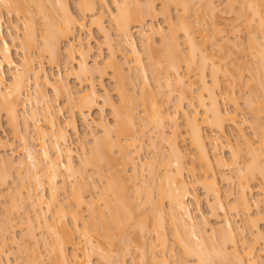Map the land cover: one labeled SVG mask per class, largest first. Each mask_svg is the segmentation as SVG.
Wrapping results in <instances>:
<instances>
[{
    "label": "bare ground",
    "instance_id": "bare-ground-1",
    "mask_svg": "<svg viewBox=\"0 0 264 264\" xmlns=\"http://www.w3.org/2000/svg\"><path fill=\"white\" fill-rule=\"evenodd\" d=\"M191 1L193 0H160V7L157 8L154 6V0L143 2L112 0L114 9L109 10V23L114 28V34L123 37L129 55L122 52V56L127 60H116L115 48L113 45L110 46L108 58L101 67L104 70L110 69V75L115 81L114 89L118 95V102L115 103L109 96L104 98V105L110 107L113 115V123L109 124L101 119L95 122L101 133L91 137L92 143L88 145L87 155L78 154V159L76 158L78 164H75L68 136L69 129L77 131L73 114L70 115L72 119L69 117L67 120L68 123L59 122L56 118L57 108L51 105L53 102H49L47 95L40 89L39 82L50 86L51 90L53 88L56 95L63 92L69 101L73 89L61 77L52 76L42 62L35 64V56L31 54V49L37 43L36 30L40 27L38 29V20L31 12L36 10L38 13L35 11L34 15L43 18L40 23L41 35L37 33L41 36V42L38 48L35 47L39 54L43 56L46 53L48 63H52L54 61L51 60L56 61L61 54L60 41L67 40L64 49L69 58L75 53L80 57L74 62L76 68L74 67L73 72L77 75L76 78L87 77L95 71L99 73L104 70L96 66V59L93 60L94 65H91L86 61L87 57H83L89 49L76 35V31L85 28V17L88 15L91 17L90 25L93 24L97 30L103 32L105 39H108L106 41L110 43L112 38L109 30L107 31L108 28L103 24L104 11L101 8L107 7V0H77L75 3L77 12L71 9L67 0H0V7L9 9L15 5L19 9H16L18 12L25 14V16L22 14L24 27L20 33L21 40L17 41L19 48L22 49L21 61L17 63L11 56L10 42L3 36L0 10V112L5 114L3 115L7 124L14 129L13 133L16 132L15 138L19 140L17 151H20V155L23 153V157L17 158L14 162L1 156L0 186L5 185L6 179L10 178L8 175L12 176L9 170L12 171L11 169L17 166L15 170H18L19 176L17 177L15 173L12 183H20L22 178L29 177L27 181L32 180L31 183L35 184L34 188L29 186L30 182V184L26 182L27 185L24 187V184H21V187L18 184V187L13 185L18 189L16 194L7 192L10 197L7 193L2 192L4 196L0 192V198L3 196L4 201L8 199L4 206L10 201L7 205L12 208L4 207L7 208V210L3 208L7 211L6 214L16 209L17 203L21 206V201L27 203V208L28 203L30 205L26 211L23 209L25 213L22 215V211L20 218L17 215L20 209L15 213L16 218L23 219L20 221L24 230V233L22 230L20 234L22 243L16 245L15 235L7 233L8 228L12 230L15 227L11 223L17 222L18 225V221H12L10 219L12 217L9 216L0 220L1 255L7 257V253L10 252L4 250L7 244L16 246L21 244L17 251H20L19 254L23 252L28 261L32 259V264H38L40 260L45 262L42 259L44 257L51 260L45 264H125L124 257L128 254L129 264H260V261L258 262V257L261 258L258 253L260 249L255 246V242L257 244V241L261 240L264 243V232L257 225L258 220L264 221V212L262 215L259 214L260 217L253 215L256 213L253 211L256 208L253 205L264 202V0H222L225 3V9L222 7V10L217 7L215 0H194L197 1L196 6L199 3L197 8L191 6L190 3L194 4ZM235 2H238L237 7L234 6ZM170 4L179 7L180 12L177 10L178 14L175 16L177 20L170 15ZM200 6L207 14V19L212 21V24L209 23L213 25L210 30L206 27L208 25L204 24L207 21L204 23L201 21L202 16L206 14L197 16ZM226 8L232 13L230 18L232 21L242 18L241 23L249 29L247 44L256 57L253 64L247 63L251 65L249 69L241 62L244 59L235 57L234 49L232 53L230 47L236 43L231 44L228 36H217L223 32L220 26L223 20L221 11ZM202 11H199L200 15ZM159 12L164 15V21L167 23L165 29L162 26L148 25L147 21L143 23L145 16L154 17V14ZM134 23L137 27L133 26ZM195 24L200 26L193 28ZM132 27L137 30L142 52L143 50L146 52L145 62L141 51L136 47ZM155 35L159 36L157 44L153 39ZM70 38L75 40H69ZM226 45H229L230 49H227ZM225 47L233 54V57L227 59L230 66H227L229 64H226L227 60L224 57L227 52L224 54L221 50ZM212 50H215V53ZM228 56L230 57V54ZM122 62L128 65L127 69L123 68ZM2 64L10 68L8 81L3 77ZM243 66L249 72L245 71L248 76L246 79L242 78ZM181 67L184 68L183 71ZM148 69L151 72L148 73L152 83L147 79ZM219 74L222 75L223 82L224 80L227 82L222 85L223 91L222 87L219 89L222 83H219ZM137 80L140 86L137 85ZM32 81L35 87H39L30 93L29 85ZM129 84L134 88L136 85L140 87H138L140 99L136 94H132L134 88L128 89ZM244 84L243 87H248L244 88L246 103L252 111L250 127L253 129V135L257 133L260 135H257L259 137L257 141L247 136L237 120L239 105L234 95V87H241ZM254 90L257 93L261 92L257 96ZM80 93L73 97L74 100L77 99L75 102L73 99L71 101L75 103L73 108H77V112L82 115L85 110L88 113L95 107L98 98L92 83H89V89L81 90ZM137 98L140 100L138 104L142 110L139 117L135 116ZM184 100L191 107L190 110L182 105ZM228 102L233 104L231 109L223 106ZM179 119L182 121L179 122ZM180 123L183 125L182 129ZM231 124L236 128L235 142L226 136L225 127ZM2 125L0 119V129ZM220 136L225 138L221 141L218 139ZM145 137L148 140V147H152L153 150L151 151L153 155L146 158L148 159L146 161L138 157L146 143ZM162 142L165 144L163 148L160 145ZM6 145H10L8 139L0 134V147ZM224 148H227L229 153L226 158L222 155ZM87 165L92 167L93 170L90 169L95 172L98 179L96 180L101 181L100 184L93 176L90 181L84 172ZM144 173L148 174L149 181L146 180L147 176L143 177ZM21 174L23 175L20 176ZM233 176L236 186L234 192L231 188L225 187L221 190L219 182L224 181L227 185ZM15 177L20 178V182L14 181ZM196 183H200L206 197H210L207 198V207L208 214L216 220L214 225L209 226L207 220H204L201 227L200 223L194 220L192 204L199 209V199L194 192ZM45 185L48 186L47 194H43L44 190L41 191ZM153 187L156 188L155 193ZM38 188L40 191L36 192ZM90 188L93 191L91 193L86 191L87 189L91 191ZM254 188L259 194L258 197H253L255 199L252 198ZM20 190L25 194L19 192ZM60 190L63 191L62 195L66 196L65 200L63 197L62 199L67 201V204L61 202ZM84 190L90 193L87 199ZM129 191L134 193L130 194ZM232 193L235 194L234 197L231 196ZM223 196L233 197L232 201L230 199L231 202L225 205L221 199ZM82 205L86 208L83 209L86 210L88 219L81 216ZM22 206L25 205L22 203ZM133 206L137 211L142 210L136 212V217ZM231 211L243 217L242 226L233 224L227 215ZM140 213L143 216L141 218L138 215ZM164 214L168 215L167 223L172 227L170 233L172 241L167 234ZM66 217L71 221L66 220ZM129 228L132 230V236ZM37 229L45 230L50 237L49 240L46 237L40 238L46 254L48 253L44 257H41L38 250L39 236L35 234ZM5 232L10 235H5ZM147 232L153 236L148 244ZM121 233L125 234L119 236ZM121 241L126 243L125 246L122 244L126 251L125 256V251L120 253V249H116ZM173 242L177 245L176 250ZM146 245L149 246L148 249ZM68 247L71 248L70 252ZM129 248L136 250L137 254L130 255ZM92 255L96 256L95 262L90 260ZM174 256L178 258L174 259ZM187 257H192L193 261L184 260ZM42 261L40 264H44Z\"/></svg>",
    "mask_w": 264,
    "mask_h": 264
},
{
    "label": "rangeland",
    "instance_id": "rangeland-1",
    "mask_svg": "<svg viewBox=\"0 0 264 264\" xmlns=\"http://www.w3.org/2000/svg\"><path fill=\"white\" fill-rule=\"evenodd\" d=\"M68 1V3H69V6L71 7V9L74 11V12H77V10H76V6H75V3H76V1L77 0H67ZM144 0H140V2H143ZM223 1H225V0H223ZM112 0H107V4H106V6L107 7H104V6H102L101 8L103 9V11H104V16H103V18H102V21H103V24L105 25V27L106 28H108L107 29V31L109 32V35H111L110 36V38H112L111 40V42L110 43H108V41H106V39H105V36H104V33L102 32H100V30H97L96 29V26H94L93 24L92 25H90V22H89V20H90V16H86L85 17V21H86V24H85V28L83 29H81V30H77L76 31V35L81 39V40H83L82 42H84V44L88 47V51H87V53L85 54L84 53V55H86V56H84L83 55V57L85 58V57H87V58H85L86 59V61L89 63V64H91V65H94L93 63H94V61L93 60H95L96 59V66H98V68H99V66L101 67V66H103V64H104V62L106 61L105 59H107L108 58V53H109V49H110V46L112 47V45H113V48H115V59L116 60H121V61H126L127 60V58L125 59V57L124 56H122V52H124V54H128L129 55V53L127 52V48H126V46H125V43H124V40H123V37L121 36H119V37H117V35L116 34H114V28L110 25V23H109V10H112V9H114L113 8V5H112ZM154 6L155 7H157V8H159L160 7V4H161V2H160V0H154ZM191 2H193L194 4L192 5V3H190L191 4V6L194 8V7H199V3H198V5L196 6L195 4H197L194 0L193 1H191ZM29 4V3H28ZM215 4H217V7L219 6V8L221 9L222 7H224L225 6V3L224 2H222V0H215ZM99 5V4H98ZM227 5V4H226ZM236 5V6H235ZM237 5H238V2H235L234 3V6L235 7H237ZM12 7H14V9L12 8ZM11 8H9V9H7L8 7H0V10H1V14H2V19H3V28H2V32H3V36L8 40V42H10V44H11V56H12V58L14 59V61L15 62H17V63H19V61H21L20 60V58H21V48H19V45H18V40H19V42H20V40H21V36H20V33L22 32V27H24V24H22L23 22H24V17L22 16V14H21V12H18L16 9H18V7L16 6L15 7V5L14 6H12ZM170 7L171 8H169V10H170V15L172 16V18H174L175 20H177L176 18H175V16H177V14H176V11L177 10H179V7H174V5H171L170 4ZM50 8V7H49ZM156 8V9H157ZM178 8V9H177ZM201 6H200V9H199V11H202L203 10V8H202V10H201ZM224 9H225V7H224ZM19 10V9H18ZM50 11H51V9H49ZM198 10V9H197ZM222 10V9H221ZM227 10V11H226ZM226 10H224L223 12L221 11V14H222V22L220 23V26L223 28L222 30H223V32L220 34H218L217 36L219 37H221V36H228L230 39V43L232 44V43H236L234 46H232V47H235V48H232V47H230L229 45H226V47H227V49H230L231 48V51H232V53L234 52L232 49H234L235 50V52H236V55H235V53H234V55H235V57H239L240 59L242 58V59H244V61L242 60L241 62H243L244 64H246L245 65V67H247V69H249V67L251 66V65H249V64H247V63H250V64H253L254 63V60H255V56L253 55V52H252V50H250L249 48H248V44H247V38H248V28L243 24V23H241V21L243 22V20H242V18L240 19V20H237V19H234L233 21L230 19L231 18V16H232V13H230V12H228L229 11V9L228 8H226ZM21 11V10H20ZM36 11V10H35ZM35 11H32L31 13H34L35 14ZM54 11H56V13L55 14H57V10L55 9ZM59 11V10H58ZM199 11H198V14H199ZM179 12H180V10H179ZM26 14H27V12H25ZM30 13V12H29ZM30 13V14H31ZM36 13H38L37 11H36ZM203 13V14H202ZM202 13H201V15L199 14H197V11H196V14H197V16L198 17H200V16H202V15H204V14H206L205 13V11H202ZM32 15V16H34L38 21H37V24L39 23V25L37 26L38 27V29H39V27H40V29L39 30H36V31H38V32H36V35H37V37L35 38V40H36V42L37 43H35V46L34 47H32V49H31V54L33 55V56H35L34 58H35V64H37L38 62H42L43 63V66H44V68L52 75V76H59V77H61L64 81H66V82H68L71 86H72V89H73V94H72V98L70 99V101L73 99L74 100V96H76L77 94H78V92L80 93L81 92V90H84V89H89V83H92L93 85H94V87H95V90L97 91V104H95L94 106L95 107H92L91 109H90V111H88V113H87V110H85L84 111V114H82L81 115V113L79 112H77V108H73V107H75V106H73V105H75V103L73 104V102H75V100H77V99H75L73 102L71 101V103H70V101H69V99H67V97L63 94V92H61V94H58V95H56L55 93H56V91H55V93H53L54 92V89L52 88V90H51V88H50V86L48 87L47 85H43V83L40 81L39 82V86L41 87L40 89L42 90V92L45 94V95H47V98H49L48 100H49V102L50 101H52L51 103V105H54V107L55 108H57V110H55L56 112H57V114H56V118H57V120L59 121V122H64V123H66L67 122V120L69 119V117H70V119H72V117H74V121H75V124L77 125L76 126V129H77V131L76 132H74V131H70L71 129H67L68 130V136H69V142H70V146L72 147V149H73V160H74V162H75V164H78L77 162H78V158H77V155L79 154L80 155V153H83L84 155H87V152H88V149H89V147H88V145H91L90 143H92V142H90V141H92L91 140V137H93L94 136V134L96 135H98V134H100L101 133V131L99 130V128L98 127H96L95 126V122H97V121H99L100 119L101 120H104V121H107L108 123L110 122L111 124L113 123V115H112V113H111V110H110V107L107 105V104H105L104 105V98L106 97V96H109V97H111V99L113 100V101H115V103H117L118 101H117V99H118V95L116 94V91H115V89H114V85H115V81H114V79L112 78V75H110L111 74V71H109L110 69H106L105 68V70L103 69V67H101L103 70H104V72L102 71H100L99 73L98 72H94V74L92 73V75L91 76H85V77H83V76H81V77H77L76 78V74L73 72L74 70L73 69H75L76 67H75V64L76 63H74V62H76V59L78 60V58L80 59V57H79V55L77 54V53H75V54H73V55H71V57L72 58H69V55L67 54V52H65V46L67 45V43H68V41L67 40H62V41H60V47H61V54L58 56V58L56 59V61L55 60H51V61H54V62H52V63H48L49 61H48V58H47V55H46V53L45 54H43V56H41L40 54H39V50L38 49H36V48H38V46L40 45L39 44V42H41V40H40V38H41V34H40V30L42 29V27L40 26L41 24V20L43 19L41 16H39V15ZM24 16H25V14H23ZM55 16V15H54ZM57 16V15H56ZM147 16H149V17H147ZM147 16H145L144 17V19H143V23H145L146 21H147V24L149 25V24H153V25H157V26H162L164 29L166 28V22L164 21L165 19L163 18V14H161V12H159V13H156V14H154V17H153V15L152 16H150V15H147ZM205 16V17H204ZM204 16H202V20L201 21H203L202 23H204V22H206V23H204V24H206V25H208V26H206V27H208L207 29L208 30H210L211 28L210 27H212L213 25H211L212 23V21L210 22V19L208 18L207 19V14L206 15H204ZM26 17H28V16H26ZM33 17V18H34ZM40 17V18H39ZM147 17V18H146ZM34 18V19H35ZM206 20H205V19ZM35 19V20H36ZM191 19V21H193L194 19H193V17H191L190 18ZM193 19V20H192ZM239 19V18H238ZM174 20V21H175ZM221 20H219V22L221 21ZM236 20V21H235ZM209 23H211L210 25H209ZM197 24H195V25H193V28H194V26H195V28H197V27H199L200 25H197ZM233 25H235V27L233 26ZM244 25V26H243ZM133 26H136V24L134 23L133 24ZM137 27V26H136ZM133 28H134V30H133ZM247 28V29H246ZM207 30V31H208ZM131 31H132V33H133V36L135 37V39H136V47H137V49L138 50H140L141 51V53L143 54H141V56H142V58H143V61H144V58H145V60L147 59L146 57V52L143 50V52H142V45H140L141 43L139 42L140 40L138 39V34H137V30L135 29V27H132L131 28ZM37 33H39V34H37ZM196 33V32H195ZM103 34V35H102ZM16 35V36H15ZM18 36H20L19 38H17ZM16 37V38H15ZM159 36H157V35H155L154 37H153V39H154V42H156V44L157 43H159ZM72 39H74V38H70L69 40H72ZM114 39V40H113ZM180 39H181V37H180ZM263 39H264V27H263ZM75 40V39H74ZM108 40V39H107ZM112 43V44H111ZM108 44V45H107ZM111 44V45H110ZM244 45V46H243ZM109 48H108V47ZM230 48H229V47ZM36 47V48H35ZM63 47V48H62ZM216 47V46H215ZM226 47H225V49H221V50H223L222 51V53H224L225 54V52H227L226 54H230V57L228 56V55H226L225 54V56L224 57H226V60L227 59H230L231 57H233V54L231 53V52H229V50L227 51V49H226ZM245 47V48H244ZM34 48V49H33ZM214 48V46H212V49ZM245 49V50H244ZM216 50V49H215ZM215 50L213 51L214 53H215ZM217 50H219V49H217ZM63 51V52H62ZM139 51V52H140ZM244 51V52H243ZM239 52V53H238ZM218 53V52H217ZM216 53V54H217ZM222 53H218V54H222ZM240 54V55H238V54ZM39 54V55H38ZM126 54V55H127ZM144 54H145V56H144ZM217 54V55H218ZM231 54H232V56H231ZM68 55V56H67ZM127 55V56H128ZM75 56V57H74ZM228 56V57H227ZM224 57H223V59H224ZM93 61V62H92ZM224 61V60H223ZM145 62V61H144ZM226 62V61H225ZM246 62V63H245ZM125 63V62H124ZM122 64H123V62H122ZM127 64H128V61H127ZM130 64H131V62H130ZM226 64H229L228 63V60H227V62H226ZM243 64V65H244ZM227 66H230V64L229 65H227ZM75 67V68H74ZM126 68L127 69V67H128V65H124L123 64V68ZM244 66H243V70H244V74L242 75V78L243 79H246L248 76H247V74H245V71H247V69L245 68ZM100 68V69H101ZM124 68V69H125ZM183 67H181V71H183ZM246 69V70H245ZM1 70H2V72H3V77H4V79H5V81L7 80L8 81V79H9V73L11 72L10 71V68L6 65V64H2V67H1ZM149 70V69H148ZM147 70V76H148V80L152 83V81H151V76H149L150 74H151V72H150V70L148 71ZM126 71V70H125ZM128 71V70H127ZM150 74H149V73ZM248 72V71H247ZM246 72V73H247ZM105 73V74H104ZM249 73V72H248ZM220 75L221 74H219L218 76H219V80H220V82L219 83H221V86H220V88L219 89H221V87H222V91L224 90V88H223V86L222 85H225V83L227 84V82H225V80H224V82H223V78H222V75H221V77H220ZM246 76V77H245ZM83 77V78H82ZM209 76H207L206 78H207V80L209 79L208 78ZM245 77V78H244ZM150 78V79H149ZM222 78V79H221ZM33 80V79H32ZM80 80V81H79ZM138 82H137V85H139L140 86V83H139V80H137ZM209 81V80H208ZM244 81V80H243ZM41 83V84H40ZM139 83V84H138ZM224 83V84H223ZM137 85H136V87L134 88L133 86H132V84H129L128 86V89H130L131 90V88H134V89H132L133 91V95H135L136 94V96L139 98V88L137 87ZM38 86V87H39ZM130 86H132V87H130ZM238 86V85H237ZM240 86V85H239ZM243 86H245V84L244 85H242L241 87H234L235 89H234V95L236 96V98H237V101H238V105H239V108H238V112H237V120L239 121V123H240V125L244 128V130H245V133L247 134V136H249L251 139H253V141H257V138H259L257 135H259L258 133L257 134H255V135H253V133H252V127H250V122H251V114H252V111H251V108H250V106L246 103V88H248V87H243ZM29 92L30 93H32L33 91L32 90H34V88L37 90V86L35 87V84H33V81H32V84L31 85H29ZM137 88V89H136ZM245 88V89H244ZM129 90V91H130ZM138 90V91H137ZM194 90H195V86L193 87V92H194ZM220 90V91H221ZM248 90V89H247ZM32 91V92H31ZM58 91V90H57ZM249 91V90H248ZM247 91V92H248ZM255 91V90H254ZM131 92V91H130ZM192 92V94H194ZM256 93V95L258 96L259 95V92H261V91H259L258 93H257V91H255ZM57 93H59V92H57ZM83 93V92H82ZM138 93V94H137ZM55 94V95H54ZM81 94V93H80ZM248 95H249V92L247 93ZM251 94H253L254 95V93H251ZM252 95V96H253ZM135 96V97H136ZM256 96V97H257ZM248 97V96H247ZM254 97V96H253ZM260 98L262 97L261 96V94H260V96H259ZM259 97H257L258 99H259ZM66 98V99H65ZM76 98V97H75ZM137 98V100H136V107H137V105H138V107H137V109L135 108V116H140L141 114H142V110H141V106H139V104H140V98L138 99ZM51 99V100H50ZM67 101H69V102H67ZM138 101V102H137ZM186 102V100H184V102L182 101V105L184 106V108L185 109H187L188 110V108H189V110H190V108L191 107H189L188 106V104H187V102ZM68 103V104H67ZM139 103V104H138ZM70 104V105H69ZM72 104V105H71ZM225 105H223L224 107H227L228 109H231L232 108V106H231V104L232 103H224ZM60 106V108H58L59 106ZM107 105V106H106ZM233 105V104H232ZM26 106H28V103L26 104ZM72 106V107H71ZM98 106V107H97ZM249 106V107H248ZM231 107V108H230ZM73 108V109H72ZM250 108V109H249ZM54 109V108H53ZM59 109V110H58ZM140 110H141V112H140ZM251 112H250V111ZM54 111V112H55ZM59 111V112H58ZM2 112V111H1ZM0 112V119H1V122H2V130L0 129V134L5 138V139H8V144H10V145H6V146H2V147H0V160H1V156H2V158L4 157L6 160H8V158H9V160L11 161V160H13L12 162H14V160H16L17 158H22L23 156V153L21 152V155H20V151L18 152L17 151V147L19 146V140H18V138H15V133H13L14 131V129L13 128H11V126L9 125V124H7L8 122H7V120H6V118H5V114L2 112L1 113ZM55 112V113H56ZM85 113H87V116H86V114ZM4 114V115H3ZM73 114V115H72ZM70 115H72V117L70 116ZM85 115V117H83ZM138 116V117H139ZM85 118V119H83V118ZM31 120V119H30ZM43 120H41V122H42ZM70 121V120H69ZM182 120L181 119H179V122H181ZM261 121H262V119H261ZM62 122V123H63ZM31 123V122H30ZM43 123V122H42ZM68 123V122H67ZM109 123V124H110ZM181 126H183V125H181V123H180V127ZM68 127V126H67ZM70 127V126H69ZM68 127V128H69ZM90 129V131H88ZM181 129H182V127H181ZM235 127H234V125L232 126V124L231 125H227L226 127H225V131H226V136H228L229 137V140H235L236 139V134L237 133H235ZM91 132V133H90ZM91 134V135H90ZM93 134V135H92ZM212 134H214V135H216L215 134V132H212ZM228 134V135H227ZM255 136V137H254ZM260 136V135H259ZM225 137L224 136H220L218 139L219 140H223ZM256 139V140H255ZM145 142L146 143H144L145 145H144V148L142 149V151H141V153L140 154H138L139 156V159H142V160H144V161H146V160H148V159H146V158H150L149 156L151 155V153H153V152H151V151H153V150H151V148L152 147H148L149 145H147L148 144V140H147V138L145 137ZM230 141V142H231ZM232 141V142H233ZM231 142V143H232ZM235 142V141H234ZM161 145V147L163 148V147H165V144H163V142L160 144ZM164 145V146H163ZM36 147H37V145H36ZM88 147V148H87ZM14 148V149H13ZM83 148V149H82ZM13 149V150H12ZM85 149V150H84ZM228 149L227 148H224V149H222V155L223 156H225V158L226 157H228L229 156V153H228V151H227ZM83 151V152H82ZM85 151V152H84ZM82 155V154H81ZM80 155V156H81ZM153 155V154H152ZM151 155V156H152ZM6 156V157H5ZM19 156H21V157H19ZM83 156V155H82ZM13 158V159H12ZM77 158V159H76ZM144 158V159H143ZM2 161V160H1ZM16 162V161H15ZM17 166V165H16ZM88 166V165H87ZM18 167V166H17ZM17 167L15 168H10L12 171H10L9 170V172H10V174H12V176L11 175H8V176H10V178L8 177H6L7 179H6V182L4 183L5 185L2 187V186H0V192H1V194L2 195H4L3 193H7V192H10V194H11V192H14V194H16V192H17V190L16 189H18L17 187V184L21 187V184H24L23 185V187L25 186V185H27V184H25L26 182L27 183H31L32 182V180H28L27 181V179L29 178H27V179H24V178H22V179H24L25 181L23 182V180L21 179L20 181H19V179L17 178L18 176H19V174L17 173V171L15 170V169H17ZM105 166H103V168H104ZM88 168V169H87ZM85 167V169L86 170H84V172L87 174V176H89V179H90V181L92 180V176H93V179L94 180H96L97 179V175L95 174V172L94 171H92L93 169H92V167H90V166H88V167ZM92 170H91V169ZM16 172H15V171ZM225 171H227V170H225ZM92 172H93V174H92ZM145 172V171H144ZM198 172H200V170H198ZM228 172V171H227ZM17 174V177H15L16 178V180H14V181H18V182H20V183H12L13 181H12V177H14V175H16ZM84 173V174H85ZM229 174L231 173V172H228ZM85 174V175H86ZM91 174V175H90ZM23 174H21L20 176H22ZM147 176V177H146ZM27 177V176H26ZM96 177V178H95ZM143 177H146V178H148L149 176H148V174L147 173H144L143 174ZM146 178H144V180L146 179ZM234 178V179H233ZM233 178H232V181L230 182H228V183H226L227 185H225V183H224V181H221V182H219L220 184V188H221V190L222 189H225V188H227V189H229V188H231V190H233V192H234V189H236V186L234 185L235 183V177L233 176ZM18 179V180H17ZM88 179V180H89ZM98 180V179H97ZM96 180V181H97ZM146 180H148L149 181V178L148 179H146ZM145 180V181H146ZM8 181V182H7ZM71 181V180H70ZM69 181V182H70ZM147 181V182H148ZM23 182V183H22ZM95 182V181H94ZM100 182L101 181H97V183L98 184H100ZM29 183V184H30ZM59 183V181L57 182V184ZM97 183H95L96 185H97ZM230 183V185H228ZM34 183H31L29 186L30 187H33L34 188V185H33ZM69 184H71V183H69ZM102 184V183H101ZM16 185L17 187H14V186ZM33 185V186H32ZM196 186H194V192H195V194L197 195V197H198V199H199V203H198V207H199V209L198 208H195V206H193V204H192V215H193V217H194V220L196 221V222H198V223H200L199 225L202 227V222L204 221V220H207V222H208V225L210 226L211 224H215L216 222V220H215V218L212 216V215H209L208 213V207H207V198H210L209 196H207L206 197V194H204L205 192H204V190H203V187L201 186V184L199 183V184H195ZM223 185V186H222ZM100 186V185H99ZM229 186V187H228ZM234 186V187H233ZM22 187V188H23ZM27 187V186H26ZM26 187L24 188V189H26ZM152 187V186H151ZM225 187V188H224ZM13 188V189H12ZM14 188H15V190H14ZM29 188V187H28ZM46 188V189H45ZM154 188L155 187H153V191H154V193H155V190H156V188H155V190H154ZM23 189V190H24ZM36 189V188H35ZM48 186H44V188L43 189H41V191L42 190H44V191H42L43 192V194L44 193H48ZM11 190H13V191H11ZM23 190H20L19 192H23ZM90 190L91 191H89V189H87L86 191H88V192H93L92 191V189L90 188ZM254 192H253V194L254 195H252V198L253 197H255L256 198V196L258 195L259 196V194L258 193H256L257 191V189L256 188H254ZM36 192H39L40 190H39V188H38V191L37 190H35ZM3 192V193H2ZM62 190H60V195H59V198H60V200H62L61 202L63 203V202H65L66 204H67V201H64L65 200V195L63 194L62 195ZM84 192V196H85V198L87 199L88 197H89V195H90V193H88V192H85V190L83 191ZM130 192V194H133L134 192L133 191H129ZM65 194L67 193V192H64ZM87 193V194H86ZM8 194V193H7ZM6 194V196H8L9 195V197H10V194H8L7 195ZM18 194V193H17ZM25 193L23 192V195H24ZM45 194V195H46ZM1 195V196H2ZM233 195H235V194H231V196H233ZM5 196V195H4ZM61 196V197H60ZM228 197V198H226L225 196H223L221 199H222V201L223 202H225V205H226V203L227 202H231L232 201V198L234 197ZM257 196V197H258ZM62 197L64 198V200L62 199ZM225 197V198H224ZM8 198V197H7ZM255 198H253V199H255ZM10 199V198H9ZM230 199H231V201H230ZM8 200V199H7ZM6 199H5V201H7ZM225 200H227V201H225ZM4 201V197L2 196V198H0V220H2V217H12V218H10L12 221H18V225L16 224H14V223H11V224H13V226H15V227H13L12 228V230H11V228L9 229H7L6 231H7V233L9 232H11V234L12 235H15V238H16V240H17V242H16V245H17V243H22L21 241H20V238H22V236L20 235L21 234V232H22V230H23V227L21 226L22 224H21V220H23L22 218H21V220L19 219L20 217H21V212H22V215H23V213H25L24 212V210L23 209H25V211H26V209H28V208H30L29 206V203H28V208H27V203L25 204L23 201H21L20 203H21V206H22V203H23V205H25V206H20V204L18 205V203H17V206H20V208H17V206H16V209H14L13 211L11 210V212H10V214H6V210H7V208H4V207H10V205H7V203H9L10 201H8L6 204H5V206H4V203H5V201ZM65 203H63V204H65ZM195 205V204H194ZM43 207H44V205H42ZM85 206V205H84ZM163 206L164 207H166V205H165V203H163ZM256 207V208H254V207ZM252 206V208H254L253 209V211L254 212H256V213H253V215L255 214L256 216H259V214H261L262 215V213L264 212V202L262 201V202H259V204H256V206L255 205H253ZM2 207V208H1ZM8 207V208H9ZM134 207V206H133ZM194 207V208H193ZM6 209L5 211H4V209ZM11 208V207H10ZM15 208V207H14ZM83 208H85V207H83V205H82V207H81V210H80V212L82 213L81 214V216H85V217H83V218H87L88 219V217H87V212H86V208L85 209H83ZM135 208V207H134ZM12 209V208H11ZM18 209H20L18 212H19V214H18V212H17V210ZM164 209H166V208H164ZM1 210H3L4 212H2ZM146 210V209H145ZM134 211H135V213H134V215H135V217H136V212L138 213V212H140V211H142V210H138L137 211V209L135 208L134 209ZM260 211H261V213H260ZM17 212V215H18V217L19 218H16L17 216H15L16 213ZM259 212V213H258ZM6 215H5V214ZM12 213V214H11ZM3 214V215H2ZM141 214V213H140ZM140 214H138L139 215V217L141 218V217H143L142 216V214H141V216H140ZM148 214H150V212L148 213ZM233 214V215H232ZM258 214V215H257ZM164 215H166V216H164ZM163 215V217L165 218V220H164V222L166 223L165 225H166V228H167V234H168V237H169V239L171 240L172 239V237H171V235L172 234H170L171 232H172V230H171V225H169L170 223H167V222H169L168 221V215L167 214H164ZM227 215H228V217H230V219H231V221L233 222V224H237L238 226L239 225H241L242 224V222L244 223V221H241V220H243L242 218L243 217H241L240 216V214H236V213H233V211H231V212H228L227 213ZM236 215V216H235ZM264 215V214H263ZM14 217H15V219H14ZM23 217V216H22ZM134 217V218H135ZM138 217V218H139ZM148 217V216H147ZM260 217V216H259ZM67 218V217H66ZM4 219V218H3ZM137 219V218H136ZM148 220L150 219V218H147ZM66 220H68L69 222L71 221L70 220V218L68 217ZM219 220V219H218ZM262 220V219H261ZM261 220H258L257 221V225H259V228L261 229V231H263L264 232V221H261ZM133 221H134V219H133ZM0 223L2 224V221H0ZM19 223H20V225H19ZM33 223H34V221H33ZM0 224V225H1ZM235 224V225H236ZM24 225V224H23ZM205 225V224H204ZM21 226V227H20ZM242 226V225H241ZM170 229H169V228ZM131 228V227H130ZM129 228V229H130ZM205 228L207 229L208 228V226H205ZM34 229H35V227H34ZM0 231H1V229H0ZM37 231H39V232H37ZM129 231H131V236H132V230L130 229ZM170 231V232H169ZM208 231V230H207ZM238 231V230H237ZM6 232H5V235L7 234ZM23 233H24V230H23ZM42 233V234H41ZM130 232H128V234H129ZM148 233H150V232H147L146 234H147V236L146 237H148V238H146V240H147V244L149 243V241H151L150 239L152 238L153 239V236H152V233H150V235L148 234ZM209 233V231L207 232V234ZM35 234H36V236H39V244H38V246H39V248H38V250L40 251V255H41V257H44V256H47V254H46V251H45V246L43 245V243H42V238L43 237H46V238H48L47 240H49V238L50 237H48L47 236V233L45 232V230H41V229H37V230H35ZM125 234V233H124ZM123 233H121V235H119V236H123L124 235ZM206 234V233H205ZM238 234V233H237ZM236 234V235H237ZM8 236L10 235V234H7ZM127 235V234H126ZM149 235V236H148ZM42 237V238H41ZM130 237V236H129ZM238 237V236H237ZM41 238V239H40ZM22 240V239H21ZM169 240V241H170ZM172 241V240H171ZM251 242V241H250ZM123 241H121L119 244L120 245H117L116 246V249L118 248V249H120V253H123V251H125V248L123 247V246H125V244L126 243H124ZM174 243V242H173ZM172 243V244H173ZM122 244H123V246H122ZM176 243H174V245H175ZM257 244H258V246H257ZM257 244H256V242H255V246L258 248L259 247V249H257V250H259V252L256 250V252H258V253H260L259 254V256L261 255V258L260 257H258L259 259H258V262L260 263V264H264V243H262L261 242V240L260 241H257ZM16 245H14V244H7L6 246H4V250H6V251H10L9 253H7L8 255H7V257L6 256H4V255H1V253H0V264H26V261L28 262L27 264H29V263H31V261H32V259H31V261H28L29 259H28V257L26 256V255H24L23 254V252H21L22 254H23V256H22V254L20 253L19 254V252L17 251V249L19 250V246L21 245V244H19V246H16ZM173 245V246H174ZM121 246H122V248L124 249V250H122V248H121ZM148 245H146V248L148 249L149 248V246L147 247ZM18 247V248H17ZM176 247H177V245H175V250H176ZM7 248V249H6ZM71 248H69L68 247V251L70 252L71 250H70ZM131 251H130V250ZM128 249V253L129 252H131V254L130 255H136L137 253H136V250L134 251V249L132 250L131 248H129ZM42 252V253H41ZM175 252V251H174ZM125 253H126V251L124 252V256H125ZM176 253V252H175ZM178 253H179V251H178ZM3 254V253H2ZM129 255V254H128ZM125 256L124 258V262H125V264L127 263V264H129V261H130V256ZM177 255V254H176ZM179 255V254H178ZM27 257V258H26ZM179 257H181L180 255H179ZM95 258H96V256L95 255H92L91 257H90V260L91 261H94L95 260ZM174 259H176V258H178V257H173ZM28 259V260H27ZM42 259H44L45 260V262H43L42 260H40V261H42L44 264L45 263H47L46 261H49L50 259L48 258V260H46L47 259V257H44V258H42ZM194 259V258H193ZM178 260V259H177ZM182 260V259H181ZM184 260H191V262L193 261L192 260V257H187V258H185ZM38 261V260H37ZM40 261L38 262V264H40ZM51 261V260H50ZM34 262V261H33ZM36 262V261H35ZM41 262V263H42ZM95 262V261H94ZM50 263V262H49ZM148 263H150V262H148ZM32 264V263H31ZM34 264H36V263H34ZM152 264V263H151Z\"/></svg>",
    "mask_w": 264,
    "mask_h": 264
}]
</instances>
